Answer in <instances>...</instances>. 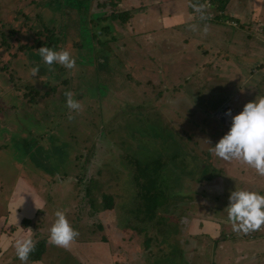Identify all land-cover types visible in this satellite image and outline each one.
Returning a JSON list of instances; mask_svg holds the SVG:
<instances>
[{
	"label": "rangeland",
	"instance_id": "rangeland-1",
	"mask_svg": "<svg viewBox=\"0 0 264 264\" xmlns=\"http://www.w3.org/2000/svg\"><path fill=\"white\" fill-rule=\"evenodd\" d=\"M104 1L0 0V186L5 182L13 186L25 168L55 174L43 184L65 194L59 201L62 208L75 202L80 206L93 192H103L108 202L125 210L120 215L124 228L138 223L127 215L133 206L158 207L151 223L141 220L139 227L157 234L153 224L166 220L170 228L166 243L182 257L188 251L180 245L181 238L175 241L179 225L172 218L187 214V207L194 204L184 197L196 196L186 193L190 178L183 182L178 177L182 168L185 173L193 171L186 159L197 144L187 140L181 128L194 134L197 128L211 126L219 121L220 103L235 89L251 101L260 85L245 86L250 70L227 66L218 71L211 64L202 68L197 54L184 58L177 51L179 40L163 39L147 47L153 40L144 33L134 35L129 26L111 39L114 22L102 18L109 13L107 6L99 5ZM106 23L112 31H106ZM43 29L44 34L54 30L49 38L52 48L67 50L75 58L73 68L43 63L36 38ZM41 38L49 41L45 35ZM37 66L33 77L30 70ZM67 90L80 102L79 111L66 107ZM206 155L210 162L215 156L219 164L221 158L213 151ZM140 168L157 178L146 205H138L137 185L144 175ZM195 173L191 177L203 178ZM8 192L10 187H0V193ZM168 200L170 205L164 206ZM82 215L78 212L77 217ZM199 260L211 264L207 257Z\"/></svg>",
	"mask_w": 264,
	"mask_h": 264
},
{
	"label": "crops",
	"instance_id": "crops-1",
	"mask_svg": "<svg viewBox=\"0 0 264 264\" xmlns=\"http://www.w3.org/2000/svg\"><path fill=\"white\" fill-rule=\"evenodd\" d=\"M198 1L117 0L118 11L130 9L133 15L127 22L120 17H110L115 29L112 31L108 23L105 29L112 31L111 39L114 40L117 35L119 38L126 32L125 26H129L134 35L144 33L147 39L153 40L147 47L156 46L163 39L165 43L167 39L172 43L179 40L181 46H174L177 51L184 58L197 54L202 68L211 64L217 66L218 71L227 66L241 72L250 70L244 78L245 86L260 85L257 93L260 96L254 94L253 98L264 96V0H219L218 9L222 7L223 12L212 18H202L204 12L197 14L199 12L194 11ZM135 25L141 29L140 32ZM246 102H249L247 96L235 89L220 103L218 122L215 120L201 131L197 128L194 134L181 128L182 134L190 138L187 140L197 144V147L190 148L193 155L186 159L193 165V171L185 173L186 168H182L184 172L178 178L183 182L190 178L187 188L190 192L186 193H195L196 196L184 195L187 199L192 198L194 204L192 208L187 207V214L182 212L172 219L179 225L175 241L179 243L178 238H181L180 245L193 254L187 252L178 257L172 246L166 243L170 233L166 220L163 223L161 218L153 224L152 227L157 225V234L153 229L139 227L141 220L151 223L158 207L154 210L133 206L127 215H132L134 222L138 223H130L132 227L124 228L120 215L123 216L125 210L108 202L109 196L103 192H93L89 201L80 206L75 202L62 208L59 201L65 194L53 190L54 185L52 190H48L43 184V180L49 181L47 178L54 179L55 174L46 176L40 170L25 168L13 186L1 180L4 185L0 187L6 190L10 187L11 192L8 195L0 193V264H202L199 256L207 257L211 264H264V236L258 234L251 238L256 229L234 231L224 209L229 193L235 188L264 194V175L257 174L254 168L242 161L221 158L218 164L215 156L210 162L206 155L228 131L231 116L237 114ZM227 110L230 114H226ZM207 170L210 172L205 174ZM195 171L202 174L201 180L191 177L197 174ZM139 197L138 205L148 203L149 200ZM167 204L170 205L169 200L164 206ZM57 209L65 211L69 223L78 233L68 248L48 241V229ZM78 212L83 214L79 218ZM148 214H151L149 218ZM23 234H30L35 244L44 241L45 249L38 260L31 259V255L26 261L17 258L12 241ZM195 255V260L191 262Z\"/></svg>",
	"mask_w": 264,
	"mask_h": 264
},
{
	"label": "clouds",
	"instance_id": "clouds-1",
	"mask_svg": "<svg viewBox=\"0 0 264 264\" xmlns=\"http://www.w3.org/2000/svg\"><path fill=\"white\" fill-rule=\"evenodd\" d=\"M38 54L49 68L54 63L68 69L75 65V58L65 49L42 45ZM30 73L34 77L38 73V66L33 67ZM64 95L66 107L70 111L81 109L80 102L74 99L71 90H67ZM226 114H230V110ZM210 150L219 158L242 161L254 168L257 174L264 175V96L246 102L237 114L232 115L228 131ZM224 209L234 231L247 232L264 224V194L260 192L235 188L229 193L228 204ZM53 216L54 220L48 229V241L68 248L78 233L69 223L64 210L57 209ZM12 246L17 258L26 261L29 253L34 250L35 241L30 234H23L12 241Z\"/></svg>",
	"mask_w": 264,
	"mask_h": 264
},
{
	"label": "trees",
	"instance_id": "trees-1",
	"mask_svg": "<svg viewBox=\"0 0 264 264\" xmlns=\"http://www.w3.org/2000/svg\"><path fill=\"white\" fill-rule=\"evenodd\" d=\"M116 3H117V0H106L103 3H99L100 6H108L109 7V10H107V11H109V13L106 15V17L103 16L102 18H106L107 19L109 17H111V18H119L120 17L123 21H126V22L128 20H130V18L133 15V10L128 9V10L120 12L116 8ZM198 3L201 5V1L200 0L198 1ZM108 4H111L112 6H109ZM113 4H114V6H113ZM105 9H107V8H105ZM220 9H222V7ZM206 11H207V9H204V8L200 7L199 13H202V12L205 13ZM204 13L201 14L202 18L206 17V15ZM217 16L218 15H216L215 17H217ZM47 31H48V33L50 32L49 35H48V33H46V34L43 33L44 29L37 31V33H38V35L36 36V38L38 37L37 44H38V46L41 47L43 44L47 43L46 44L47 47H51L52 48L53 45L51 44V39H49V38H50V35L54 36L55 33H54L53 29L47 30ZM43 34L45 35L46 38L49 39V41L46 40V39H42L41 38V36H44ZM2 42H4L3 39H2ZM25 47L30 48V45L29 46H25ZM187 139H190V138L188 137ZM140 169H141V172H143L144 168H140ZM141 179L142 180H139L138 185H137L138 188H139L140 196H141L142 200H144V199L148 200L149 198L152 197V195L154 193L153 190H154V185L157 182V178L150 177V176L147 175V173H144V175H143V177ZM139 185L141 186V189H140ZM109 205H111V204L109 203ZM44 249H45L44 241H39L38 243L35 244L34 250L32 252H30L31 253V254H29V255H31L30 258L31 259L33 258L34 260H38L42 256V253H43Z\"/></svg>",
	"mask_w": 264,
	"mask_h": 264
},
{
	"label": "built area",
	"instance_id": "built-area-1",
	"mask_svg": "<svg viewBox=\"0 0 264 264\" xmlns=\"http://www.w3.org/2000/svg\"><path fill=\"white\" fill-rule=\"evenodd\" d=\"M200 1H201V5L198 3L197 5L194 6V11H196V13L199 12L196 9L200 10V7L207 9V11L204 14L206 16L211 17V18L215 17L216 15H219L223 12L222 9H218V6H219L218 1L219 0H200ZM216 10H217V12H216ZM197 14H201V13H197ZM231 21L234 22L233 20H231ZM256 230H257V232H256L257 234H262L264 236V224H262ZM251 236H254V234H252Z\"/></svg>",
	"mask_w": 264,
	"mask_h": 264
}]
</instances>
